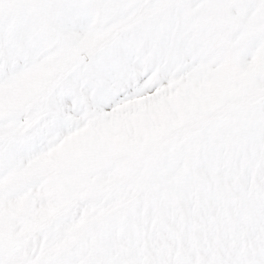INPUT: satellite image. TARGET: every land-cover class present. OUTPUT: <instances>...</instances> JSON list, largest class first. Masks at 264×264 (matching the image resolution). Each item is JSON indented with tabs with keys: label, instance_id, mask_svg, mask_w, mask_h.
<instances>
[{
	"label": "snow or ice",
	"instance_id": "snow-or-ice-1",
	"mask_svg": "<svg viewBox=\"0 0 264 264\" xmlns=\"http://www.w3.org/2000/svg\"><path fill=\"white\" fill-rule=\"evenodd\" d=\"M0 264H264V0H0Z\"/></svg>",
	"mask_w": 264,
	"mask_h": 264
}]
</instances>
